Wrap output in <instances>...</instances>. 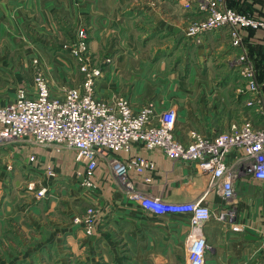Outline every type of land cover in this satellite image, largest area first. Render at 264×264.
I'll list each match as a JSON object with an SVG mask.
<instances>
[{
    "label": "crops",
    "instance_id": "crops-1",
    "mask_svg": "<svg viewBox=\"0 0 264 264\" xmlns=\"http://www.w3.org/2000/svg\"><path fill=\"white\" fill-rule=\"evenodd\" d=\"M132 1L96 0L102 2L101 11L93 18L88 15L82 19L90 46L97 48L102 57H111L110 63L101 65L103 75L96 83L98 96L124 94L135 107L152 100L157 110L174 106L177 122L182 118L185 121L182 131L177 126L183 141H189L193 132L213 135L228 131L234 121H242L248 114L241 99L245 92L238 87L234 91L233 85L245 81V66L232 63L243 53L240 50H246L247 61H253L256 74L264 75V28H240L242 47L233 46L226 28L194 39L187 35V26L204 15L194 9L197 5L182 11L175 10L171 0ZM70 3L72 0H0V104L15 100L21 87H27L30 96L35 94L33 60L40 58L42 47L62 51V46L51 47V43L60 32L65 37L71 34ZM183 4L185 0H180L177 6ZM228 4L264 20V0H229ZM86 5L88 9L89 3ZM170 69L173 72L169 73ZM157 75L175 76L173 93L166 86L149 90L158 83L153 81ZM137 152L157 165L156 170L142 177L130 174L147 194L170 202L198 200L205 195L204 201L214 213L202 228L209 246L206 264H264V184L248 177L241 168L235 185L236 201L227 203L217 190L208 191V178L195 162L173 161L160 151L136 147L111 156L126 160ZM31 154H36L37 162H26V166L25 158ZM238 155L233 150L227 162L234 164ZM48 165L57 169V178L46 175ZM75 169L83 171L84 164L65 150L0 144L3 188L12 177L18 180L34 174L40 177V183L45 179L44 185L54 183L55 189L50 187L53 193L65 187L66 195L62 204L50 201L32 206L34 235H0V243H4L0 245L2 262L187 264L186 240L192 228L189 215L153 216L145 212L115 183L108 159L99 162L94 176L96 189L81 187ZM148 175L152 177L150 184L143 182ZM3 195H8L5 188L0 190V197ZM89 206L97 208L98 219L94 234L86 236L82 223L75 218L84 215ZM10 207L4 199L0 213L9 215ZM3 218L0 215V230Z\"/></svg>",
    "mask_w": 264,
    "mask_h": 264
},
{
    "label": "built area",
    "instance_id": "built-area-1",
    "mask_svg": "<svg viewBox=\"0 0 264 264\" xmlns=\"http://www.w3.org/2000/svg\"><path fill=\"white\" fill-rule=\"evenodd\" d=\"M205 1L204 17L187 27V35L191 38L200 39L206 32L226 28L233 46L242 47L240 28H264V20L228 6L227 0ZM84 35L82 30L81 36ZM80 48L84 49L83 44ZM80 61L84 72L81 84L62 86L56 92L36 62L35 94L30 96L27 87H21L15 100L0 104V144H17L22 149L42 147L75 151L76 160L84 164L83 171L75 169L84 189L97 188L94 176L99 162L108 159L115 183L145 212L153 216H190L192 228L186 240L187 264H206L209 246L202 228L214 213L205 203V195L198 200L170 202L147 194L130 174L134 172L142 177L156 170V163L140 152L126 160L111 156V153L130 152L136 147L141 151H160L173 161L195 162L208 178V191L217 190L227 203L236 201L235 185L241 168L248 177L264 184V96L247 55L241 53L235 63L245 66L242 74L249 84L247 92L251 94L247 105H253L255 112L262 116V124L256 125L248 113L242 121H234L228 131L213 135L193 132L189 141H183L177 133L175 107L157 110L153 102L135 107L123 95L101 98L96 92V83L103 70L91 68L83 56ZM233 150L239 155L237 161L230 164L227 156ZM27 162H37L36 154L29 155ZM44 170L50 178L59 176L55 167L48 165ZM143 182L150 184L152 177L144 176ZM47 192L48 188L42 187L38 196L44 197ZM97 219L98 210L94 206L75 218L77 223H82L86 236L94 234Z\"/></svg>",
    "mask_w": 264,
    "mask_h": 264
},
{
    "label": "rangeland",
    "instance_id": "rangeland-1",
    "mask_svg": "<svg viewBox=\"0 0 264 264\" xmlns=\"http://www.w3.org/2000/svg\"><path fill=\"white\" fill-rule=\"evenodd\" d=\"M128 1L131 2L132 0H128ZM205 2H206L205 0H185V4H183L182 6H177V4L180 3V0H177V1L171 0V6L175 10L182 9V11L183 10L188 11L190 9H193L194 6L197 5V8H194V9H197V10L200 9L201 11L204 12V15H205L206 9L203 8L207 4ZM228 2L229 0H227V4ZM88 3H89V6L87 9L86 4ZM70 5H71L70 6L71 13L69 12V14H73L71 34L68 37H65L64 34L60 32L58 33V36L54 37L56 38L55 41L51 43V47H55V45L62 46V49H61L62 51H55L54 50L55 48H52L49 51H47L46 49H44V47H42L41 48L42 53H40V58L42 59L36 57L33 60L34 69H35L36 62H37L40 68L46 73V75L50 79L52 89L55 92L59 90V88H61L62 86L75 87L81 84L84 78V72L81 69L82 67V62L80 61L81 56L86 58V62L90 64L91 68L98 67L102 69L101 65L103 63L111 62V57H106V58L102 57L97 48H93L92 46H90L88 29H87L85 22L82 21V19L84 18L86 20L88 18V15H90L89 17L93 18L94 13H97L99 10L101 11V8L103 7L102 2L98 3L96 2V0H72V3H70ZM133 5L134 4H131L130 6L132 7ZM126 7L127 6H125L124 8ZM85 10L87 12H85ZM85 13H88V14H85ZM204 15L202 17H204ZM193 21H195V19L190 21L187 27H189L190 24L193 23ZM82 30L85 33L84 36H81ZM82 44L84 46V49L80 48ZM240 51L243 52L244 54L247 53V56L249 57L248 51L246 50H244L245 52L243 50H240ZM231 59H230L229 65H231ZM248 61L250 65L253 62L250 58L248 59ZM224 63L228 65L226 60H224ZM232 65H236V63H232ZM231 66H230L231 71H233L232 69H234V67H231ZM170 72H173V70L170 69L169 73ZM147 73H149V71ZM255 80L258 85L260 93L264 96V75L258 76V74H255ZM153 81L154 82L158 81V83H156V85H154L153 87L151 86L149 90L154 89V87H157V86H162L160 88H165L163 86H166V89H169L171 93H173L176 88V83H175L176 78L175 76H172V75L163 77V78H161L160 75H157ZM248 86H249L248 81L245 79V81L242 80L241 83H236L235 85H233V90L237 91V87L240 90L244 89L243 92L245 93H241L240 91L239 92L242 94V98H241L243 99L242 102L246 103L244 105H246V110L248 109L247 113H249L250 119L256 125L262 124V116L255 112V110L252 108L253 105H247V101L250 100V96H251V94L247 92ZM119 95H124V94H119ZM148 102H153V101L152 100L144 101V103H148ZM175 102L176 100L172 101V103L174 104ZM173 107L174 106H170V107H167L166 109L173 108ZM181 120L177 122V126L179 127L180 131L184 129L183 125L185 124L184 123L185 121L183 120V118ZM51 150H54V149H51ZM65 152L67 154L76 155L75 151L65 150ZM27 158L28 157L25 158L26 166H27V163H26ZM30 175H32L33 177L32 176L29 177V174H25L24 176L20 177L18 180L15 179L16 177L14 179L12 177L10 178L11 181L9 182L7 187H4L5 190H7L8 195L7 196L3 195L2 198L0 197V205L2 204L4 199H6L9 203V206H11L10 207L11 211L9 212V215H6L3 212L0 213L1 217L5 216V218H3L4 220L3 227L1 228V230L2 229L4 230L5 228L4 230L5 232L0 230L1 236L2 235L9 236L11 238L13 236L17 237V235L24 236V237L25 236L29 237L31 235H34L32 206L35 204L36 205H40V204L43 205L44 203L49 204L50 201L56 202L57 204H62L64 199H66L65 198L66 195L64 193L65 187L59 188L57 190V193H53L50 187H53V189H55L54 183L50 185H44V180H45L44 178L41 179V183H40V181H38L40 177H36L34 174H30ZM0 181H1L0 182L1 184L0 190H1V189H4L3 184H2L4 181L2 180ZM62 186H65V185L62 184ZM42 187H47L48 192L44 197H39L38 190L41 189ZM51 194L54 195V197H51ZM18 232H20V234H18ZM0 245H4V243L3 244L0 243ZM0 252H1V249H0ZM1 262L2 261L0 260V264ZM3 262L4 264H13V262H11L10 260L3 261Z\"/></svg>",
    "mask_w": 264,
    "mask_h": 264
}]
</instances>
